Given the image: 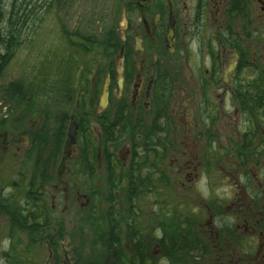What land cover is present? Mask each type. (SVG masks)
Returning <instances> with one entry per match:
<instances>
[{"label":"flooded vegetation","instance_id":"af4514ba","mask_svg":"<svg viewBox=\"0 0 264 264\" xmlns=\"http://www.w3.org/2000/svg\"><path fill=\"white\" fill-rule=\"evenodd\" d=\"M27 1L0 0V80L13 59L16 8L25 7ZM39 1L41 7L58 5L65 13L76 2ZM117 4L115 48L109 59L113 57L111 69L109 63L103 80L104 84L110 78L108 104L101 111L99 99H89L93 115H103L109 132L123 137L115 142L128 143L115 166L129 169L133 159L149 154L160 180L188 183V190L199 185L206 174L210 183H229L230 207H207L206 225L193 226L211 239L214 257L195 260L264 264V0H118ZM0 83V172L8 177L16 165L20 167L29 194L22 211L28 226L48 228L47 192L53 202L74 199L81 209L91 208L93 198L79 184L87 181L93 191L95 153L92 146L87 148L90 169L86 171L76 115L70 116L77 121L76 143L67 139L53 163L32 161L45 119H29L16 129L21 115L14 109L15 81ZM110 148L107 142L97 149L99 174L107 175ZM4 187L0 179V228H7L9 237L7 246L0 247V264H46V257L38 253L44 245L39 242L33 243L37 255L22 258L26 263L15 257V244L31 242L18 243L9 234L13 221L8 207L17 197L12 188L5 194ZM224 216L231 217V224H218L217 218ZM73 222L68 219L66 228ZM153 232L155 264L173 263L169 249H164V228H153ZM167 245L172 248L173 242ZM127 248L134 261L135 252ZM52 258L50 255L49 261Z\"/></svg>","mask_w":264,"mask_h":264},{"label":"trees","instance_id":"16d2710c","mask_svg":"<svg viewBox=\"0 0 264 264\" xmlns=\"http://www.w3.org/2000/svg\"><path fill=\"white\" fill-rule=\"evenodd\" d=\"M117 1L109 0L107 11L104 14H102L103 12L99 13L101 23L93 22L94 26L92 24V29L89 28L86 32L77 30L76 34L71 33L67 38L64 37L66 42L65 48L68 50L59 61L54 55L56 58V60L52 61L54 71L46 67L43 76L36 73L29 81L22 80L12 85L15 113L21 115L17 118L20 124L16 129H21V125L24 126L27 124L29 119L44 118V128L40 131L41 138L39 139L43 137L49 140V144L52 147H55L50 153L53 161H56L58 156H60L58 149L63 142L67 126V113L69 106H71L68 100L73 98L76 84L88 83L90 77L94 74L105 75L109 63L111 69L113 57H111V61L109 59L111 50L115 48L116 41L115 23L117 19L116 15H118L116 11L118 6ZM25 8L19 7L15 11L14 21L12 23L14 46L15 43L17 44L19 42V37L23 33V29H25L27 23L34 15L33 11ZM47 8L50 9L53 6H48ZM74 35H76L77 39L74 38ZM10 49L11 46L8 48L9 52ZM104 119L103 115L95 117V120L101 122V128L103 130L101 138L99 137V140L96 141L97 146L92 144V138H86L84 132L80 136L81 144L85 147L83 150L86 153L83 160L85 170L88 171L90 169V156L87 155V148L92 146L95 153L94 175H97V177L99 174L97 167L98 160L96 157L97 149L102 147V145H106L107 142H112L113 135L115 134L114 131L109 132V128L106 126ZM118 138L122 139L123 137H118L117 135ZM151 144L152 141L149 140L147 145L150 146ZM114 159V154L108 158V165L105 167L107 175H105L104 187L100 188L102 186L100 184V186L97 185V188L95 187V190L91 191L93 196V209L90 206H85L83 209L80 208L82 216L80 226L83 227L85 216L86 220L84 222L88 224L87 218L90 214L93 218V224H91L93 228H73L74 232L80 234L81 238L78 245H74L75 243L73 241L70 242L75 259L73 264H155L152 257L150 261H147L149 255H146L147 245L151 243L149 241L147 243L145 236H148L146 234L150 233L151 229L142 224L141 217L138 218L140 213L136 209V203H139L142 197L156 188L149 177H143L144 168L148 169L151 166V157L147 154V157L144 156L142 159H133L129 169L115 166ZM38 160L37 158V162L42 161V159L41 161ZM86 182L80 183L79 187H84L86 191H89L90 187ZM36 188H39V185ZM26 193L29 196L28 191ZM115 193L120 194V196L123 195L125 201L117 198ZM48 197L47 192V199ZM25 200L26 198L22 201ZM20 201L16 198L13 205L8 207V217L13 221V228H9L8 230L9 234L14 236V241L18 243L23 241L31 242L30 245H23L21 243L15 245V250L18 251V253H15V257L20 258V263H26L22 258L32 256L33 250L35 249L34 242L47 245L50 253L58 247L57 242L62 239V237L59 238L56 232L65 233L67 232V228L64 227L65 225L62 222H57L60 228L55 229L30 228L27 223V216L22 215L24 203ZM159 201L162 202V205L159 206L160 209L162 207L167 208L165 207L167 206V200L160 197ZM158 215H162L161 211H159ZM75 220H77V217L72 218V221ZM123 222H125L126 234L131 243V248L135 252V257L139 258V262L132 261L126 249L123 248L121 238ZM162 222L164 224H161V228H164V235L172 238L174 241L172 248L166 246L165 239L163 241L164 249L166 251L169 249V256L175 259V262L171 264H219L200 263L195 260V258L200 256L214 257L211 239L205 237L200 228H179L174 223L171 224L170 219L166 222L162 220ZM167 228L171 229L168 230ZM170 231L171 233L168 235L167 232ZM84 234H90L91 240L88 237H84ZM92 234L94 239H92ZM72 236L76 237V235ZM151 241L153 242L154 240ZM49 260L47 258L46 264H51ZM57 264H61V262L58 263L57 261Z\"/></svg>","mask_w":264,"mask_h":264},{"label":"rangeland","instance_id":"374dc122","mask_svg":"<svg viewBox=\"0 0 264 264\" xmlns=\"http://www.w3.org/2000/svg\"><path fill=\"white\" fill-rule=\"evenodd\" d=\"M108 1L109 0H76L75 4L72 6V9L68 8L67 13H65V10H62V12H60V8L58 7V5H55L53 8L49 9L47 7H41L39 0H28L26 3V8H29L30 11L34 12L33 18L27 23L25 29H23V33H21V36L19 37V42H17V44L15 43L13 59L3 71L0 81L6 82L13 80L15 81V83L22 80L29 81L36 73L43 76L46 67L54 71V64L52 63V61L56 60L54 55L58 58L59 61L68 50L67 48H65L66 42L62 37V34L66 32L65 36L67 38L71 34V32H77V30L86 32L89 28L92 29V24L94 26L95 22L101 23L102 21L99 13L103 12L102 14H104V12L107 11L109 7ZM103 80L104 74H99L98 76H96L95 81H91L90 77L88 83L81 85L76 84V90L73 95V102L69 107L67 113V126L64 133L63 142L58 149L60 151V154L62 153L64 144L68 139L67 128L71 121L70 116L72 114L76 115L75 118H78L80 124L82 125V129L79 132V138L82 135V132H84L86 138H92V144L94 146H97L96 141H98L99 137L102 136L103 130L101 128V122L95 120L96 116L93 115L92 106L89 103V99L92 96H95L96 102L98 101L103 86ZM96 137L97 139L95 140ZM222 138L223 140H226L228 137L222 136ZM116 140L117 134H114L112 142L110 141V153L114 154L115 156L114 164L122 160V158L119 157L126 153V147L128 145V143L126 142L117 144L115 142ZM37 146L38 151L30 159H32V161H36V159L38 158L40 161L42 159L41 162L46 161L48 163H53L54 161L52 160L50 153L55 149V147H52V145L49 144V140L42 137V139H39V143H37ZM17 166L18 165H16V168L8 177L0 172V179L5 184V187L3 189L5 194H10L12 188L14 189L15 196L19 200H21L20 202L24 203V201L22 200L28 198L26 193L27 190L24 184L25 178L21 177V169ZM213 171L215 172L214 168ZM208 176L209 175L206 174L199 185H193V189L188 190V183L183 186L181 184L177 185L176 183H172L168 179L160 180L158 172H156L152 166L148 167V169L144 168L143 177H149L152 184L156 186L155 189L149 191L147 195L142 197L140 199L141 201H138L139 203H136L137 212L140 213V215H138V218L141 217L142 224L148 226L151 229L150 233L146 234L148 236H145L147 243L148 241L151 243L147 245L146 255L150 256L147 257V261L151 260V257H153L151 253L153 250H155V245L151 241L155 240L153 228H161V224H164L162 220H165L166 222L170 219L171 224L174 223L177 227L184 229L193 228L192 225L195 224L196 227H198L199 225L205 226L208 221V215L206 212L207 207L211 206L215 209L219 208L223 210L230 207L233 201L230 193V184L221 182L210 183ZM104 183L105 174L103 175V173H100L98 174V177L96 175V177L94 178L93 190L97 188V185L100 186V184L102 185L100 188L104 187ZM51 188H55L54 185H51ZM81 189L84 193H87V195L89 194V196H92L91 192L86 191L84 187ZM182 194H184V196ZM115 196L125 201V197L123 195L120 196V194L115 193ZM60 197L63 198L62 196ZM159 197L167 200V206H165L167 208L162 207L160 209L159 206L162 205V202L158 201ZM53 200L55 199H52L51 197H48L47 199L46 225L48 226V228H60L57 222H62L65 225L64 227L66 228V226L68 225L67 220L76 217L78 220V224L77 220H75L72 224H69L67 232H56V234L59 235V238L62 237V239L57 242L58 247L50 253L48 250V246L45 244L42 245L39 250H37L38 253L43 254L46 259H49V255L53 256L51 264H57V261L58 263L61 262V264H69V262H72L73 264L75 262V259L72 253L73 248L70 247V242L73 241L75 243L74 245H78L79 241H81L80 234H78L77 232L75 233L73 228H76V225L77 228H93L91 225L93 224V218L89 214V217L87 218L88 224H85V216V220L83 219L84 225L83 227H81L80 220L82 216L80 207H78L79 203L75 202L74 199L70 201L65 200L64 203L59 201V199H57L58 201L55 202H53ZM53 205L57 206L55 209L56 211H51L53 210ZM91 205V209H93V200ZM159 211H161V214L165 217L162 215H158ZM217 219L218 224H231V217L224 216L223 218ZM124 224L125 222L122 223L121 238L123 241V248L126 249V252L130 256L131 254L129 253L127 247H131V243L128 240V235L126 234V226ZM6 229L7 228H0V247L2 244H5V246H7L8 244V233ZM167 229L169 230L171 228ZM225 229L233 230L234 228ZM167 233L169 235L171 231ZM72 235H76V237ZM84 237L90 238V234H84ZM163 237L165 239L164 242L166 246H168L167 244L171 241L174 242L172 238H168V236H165L164 234ZM73 238L74 240H72ZM92 239H94L93 234ZM15 247L16 246H14V248ZM35 251L36 249L33 250V255H37ZM135 261L139 262V258H136ZM161 264H165V262Z\"/></svg>","mask_w":264,"mask_h":264},{"label":"water","instance_id":"95a60500","mask_svg":"<svg viewBox=\"0 0 264 264\" xmlns=\"http://www.w3.org/2000/svg\"><path fill=\"white\" fill-rule=\"evenodd\" d=\"M229 69L226 70L225 72V76L228 74ZM118 74H120V70L118 69ZM109 81L110 78L109 76L105 79V82L103 84V89H102V93L101 96L99 98V109L102 111L106 108L107 104H108V96H109ZM119 87H122V79L120 78L119 80ZM77 123L74 120V118H72L71 122L69 123V127H68V139H69V143L70 144H75L76 140H77Z\"/></svg>","mask_w":264,"mask_h":264},{"label":"bare ground","instance_id":"6f19581e","mask_svg":"<svg viewBox=\"0 0 264 264\" xmlns=\"http://www.w3.org/2000/svg\"><path fill=\"white\" fill-rule=\"evenodd\" d=\"M7 51H8V49H7ZM105 82V81H104ZM102 89H103V86H102ZM108 92H109V90H108ZM101 93H102V91H101ZM100 96H101V94H100ZM100 98V97H99ZM68 102H69V104L71 105L72 103H71V99H69L68 100ZM99 103V102H98ZM70 107V106H69ZM76 123H77V121H76Z\"/></svg>","mask_w":264,"mask_h":264}]
</instances>
